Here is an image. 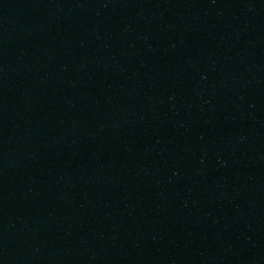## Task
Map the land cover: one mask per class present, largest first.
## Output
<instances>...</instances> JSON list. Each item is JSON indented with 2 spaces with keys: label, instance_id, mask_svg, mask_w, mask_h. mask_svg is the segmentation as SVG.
I'll use <instances>...</instances> for the list:
<instances>
[{
  "label": "water",
  "instance_id": "water-1",
  "mask_svg": "<svg viewBox=\"0 0 264 264\" xmlns=\"http://www.w3.org/2000/svg\"><path fill=\"white\" fill-rule=\"evenodd\" d=\"M0 264H264V0H0Z\"/></svg>",
  "mask_w": 264,
  "mask_h": 264
}]
</instances>
